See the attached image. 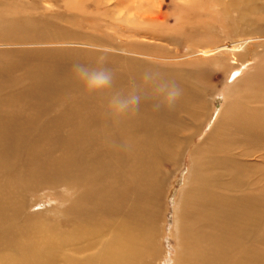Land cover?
Returning a JSON list of instances; mask_svg holds the SVG:
<instances>
[{"label": "bare ground", "instance_id": "bare-ground-1", "mask_svg": "<svg viewBox=\"0 0 264 264\" xmlns=\"http://www.w3.org/2000/svg\"><path fill=\"white\" fill-rule=\"evenodd\" d=\"M34 2L31 0V4ZM72 2L76 9L83 3ZM14 3L0 0V49L11 48L0 50V195L12 196L6 186L26 180L38 190L58 185L70 189L77 202L89 201L94 209L75 202L62 215L69 214L80 224L92 223L97 216L105 218L109 222L105 227L114 230L111 241L112 246L117 245L116 252H137L134 249L139 240L154 236L150 227L159 221L158 209L151 202L154 198L159 205L164 201L162 190L167 184L162 181L163 167L176 166L177 170L189 151L191 168L174 208L177 254L173 264H264V249L259 247L264 187L259 188L264 184L258 188L264 165L258 163L255 174L259 178L253 177L250 182L238 175L250 164L244 162L246 159L260 156H255V150L249 152V147H263L258 153L264 152V109L256 102L264 103V89L241 91L247 69L255 64L252 57L264 49V32L255 37H232L226 29L223 44L215 38L195 51L196 57H214L217 66L221 60L240 63L227 79L228 86L239 88L237 94L223 95L224 108L209 134L196 145L213 116V110H206L210 109L206 92L211 88L197 84L201 71L159 69L183 89L175 108L155 112L154 100L150 99L135 118L115 120L104 97L86 94L72 79L56 56L60 50L27 48L44 43L39 34L42 16L32 8L9 12ZM251 6L252 10L256 7ZM259 7L257 10H264V4ZM31 11V19L21 17ZM224 14L225 28V24L237 22L227 11ZM238 16L245 17L241 11ZM237 56L244 58V63ZM258 77L264 86V67ZM67 89L71 90L72 101L62 100ZM249 99L256 105L252 111L245 107ZM82 115L84 119L67 136L66 124L71 117ZM55 150L60 151L56 163L63 162L61 167L49 165ZM224 174L230 186L232 180V187L240 191L237 195L235 189L231 195L226 190ZM106 178L109 181L104 183ZM243 187L251 192L242 194Z\"/></svg>", "mask_w": 264, "mask_h": 264}, {"label": "rangeland", "instance_id": "rangeland-1", "mask_svg": "<svg viewBox=\"0 0 264 264\" xmlns=\"http://www.w3.org/2000/svg\"><path fill=\"white\" fill-rule=\"evenodd\" d=\"M33 1L31 4V0H15L9 12L32 8L42 16L39 34L44 37L41 39L44 43L27 48L60 50L56 56L62 59L67 72L75 63H95L101 53L107 54L109 65L116 70L119 89H128L137 80L142 82L141 74L149 66L156 67L157 71H201L197 77L201 80L197 84H206L202 87L211 88V92H206L210 104V109L206 110H213V116L201 137L196 140V145L209 134L217 114L224 108L226 100L223 95L237 94L239 88L228 86L227 79L234 68H239L240 63L221 60L217 66L214 57H196L195 51L202 50L215 38H218L215 40L219 44H223V31L226 29L232 37H255L259 36V32H264V10H257L264 0H245L230 5V0H82L78 9L73 7L72 0ZM226 3L228 6H225ZM251 4L256 5L254 10ZM234 10L237 12L232 14ZM226 11L237 22L225 24V28L223 16L227 15L224 14ZM238 11L245 17L240 18ZM32 14V11L24 12L21 17L31 19ZM20 48L13 47L14 50ZM7 49L11 48L0 50ZM252 58L255 64L247 69L241 91H250L251 87L255 91L264 89L258 77L264 67L260 66L264 63V49ZM238 59L243 61L244 58ZM69 91L65 90L68 94L62 100H73ZM193 98L199 99L197 96ZM256 102L264 109V103L258 102V99ZM255 106L251 99L245 103L249 111ZM83 119L84 115L71 117L64 133L72 135L75 124ZM260 148L263 147L248 148L249 152L255 150L256 157L260 156L258 159H246L244 162L250 164L241 169L242 174L238 173L245 176L247 182L253 177L259 178L255 168L258 163L264 165V152L258 153ZM51 156L49 165L61 167L63 162L56 163L60 151L55 150ZM183 165H179L177 170L176 166L163 167L162 181L167 184L162 190L164 201L159 205V201L154 198L151 202L158 209L159 221L153 228L150 227L154 236H148L142 242L139 240L137 248H133L137 252L125 249L116 252L117 245L112 246L111 241L115 237L114 230L105 227L109 225L105 218L97 216L92 223L80 224L69 214L62 215V211H67L75 202L83 208L94 209L89 201L77 202L76 194L70 189L58 185L43 186L38 190L29 186L28 180L10 182L6 191H10L12 196L0 195V264H173L177 254V242L173 235L174 208L191 168L189 151L184 156ZM263 175L260 176L258 188L264 184ZM223 176L224 183L228 185L226 190L230 195L236 190L237 195L240 191L234 188L235 185L232 187V180L230 186L226 174ZM107 181L109 178L104 179V183ZM263 187L259 189L263 190ZM249 190L243 187L242 194L251 192ZM216 193L223 199L222 195ZM261 228L259 247L264 249V224Z\"/></svg>", "mask_w": 264, "mask_h": 264}, {"label": "clouds", "instance_id": "clouds-1", "mask_svg": "<svg viewBox=\"0 0 264 264\" xmlns=\"http://www.w3.org/2000/svg\"><path fill=\"white\" fill-rule=\"evenodd\" d=\"M68 71L86 94L106 99L107 110L115 120L135 118L150 99L154 100L153 111L172 110L183 94V89L175 80L157 71L154 66L143 70L142 84L119 89L117 72L109 65L105 53H101L95 63H75Z\"/></svg>", "mask_w": 264, "mask_h": 264}]
</instances>
